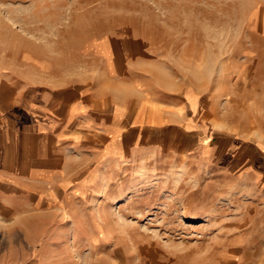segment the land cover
I'll return each mask as SVG.
<instances>
[{
    "label": "rangeland",
    "instance_id": "obj_1",
    "mask_svg": "<svg viewBox=\"0 0 264 264\" xmlns=\"http://www.w3.org/2000/svg\"><path fill=\"white\" fill-rule=\"evenodd\" d=\"M0 73L183 121L153 129L155 148L128 135L124 157L81 159L85 191L60 182L53 209L77 253L57 247L54 264H264V0H0ZM4 207L0 245L37 264L48 238L35 221L25 246Z\"/></svg>",
    "mask_w": 264,
    "mask_h": 264
},
{
    "label": "crops",
    "instance_id": "obj_2",
    "mask_svg": "<svg viewBox=\"0 0 264 264\" xmlns=\"http://www.w3.org/2000/svg\"><path fill=\"white\" fill-rule=\"evenodd\" d=\"M5 76L6 74L0 73V182L6 183L9 190L8 195L0 196V206L8 209L6 217L1 216L6 223L12 224L10 227L14 231L24 232L22 229L28 228L25 246L27 241L35 242L32 227L37 221L41 234L48 240H45L46 245H41L36 250V257L39 258L36 263L54 264L57 247L62 255L65 250L68 256L70 251L71 254L75 252L61 239L65 227L59 221L64 218L58 215V209H53L59 203L57 192L61 189L58 187L60 182L70 181L69 188H75L77 183V188L85 191L83 187L86 178L81 176L85 165L76 169L81 159L84 161L94 156L106 162L124 157V142L128 135H134L132 138L137 140H145L148 143L146 147L155 148V141L148 139L151 138L153 129L170 126L174 133L176 128L183 125V121L163 124L156 122L134 109L125 110L118 101L110 104L105 97L94 95L99 91L90 86L78 91L68 84L12 85L8 84ZM183 98L184 96L181 97L182 109ZM75 139L89 145L90 141H94L92 149H96H75ZM61 142L68 143L59 148ZM106 165L107 163L101 172L107 171ZM28 189L33 191L26 197ZM52 190L56 195L55 199L50 195ZM16 193L25 196H17ZM48 206L50 211H37L48 209ZM33 209L37 212L21 215V211ZM68 221L74 235L79 226V216L78 219L71 216ZM47 226L49 234L45 236ZM10 231H4L2 235L10 236ZM6 245H0V264L29 263L22 261L20 257L8 256L6 253L13 252ZM25 246L23 249H26ZM19 252L22 251L18 250ZM60 260L64 264L63 257ZM75 262L72 258L67 259L65 264Z\"/></svg>",
    "mask_w": 264,
    "mask_h": 264
}]
</instances>
